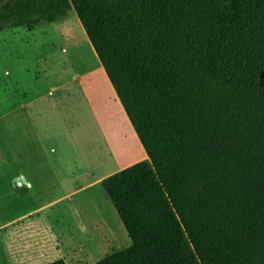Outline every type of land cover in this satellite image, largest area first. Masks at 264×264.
I'll return each instance as SVG.
<instances>
[{"label": "trees", "instance_id": "trees-1", "mask_svg": "<svg viewBox=\"0 0 264 264\" xmlns=\"http://www.w3.org/2000/svg\"><path fill=\"white\" fill-rule=\"evenodd\" d=\"M70 9L147 156L101 181L131 243L94 264H264V0H11L0 31Z\"/></svg>", "mask_w": 264, "mask_h": 264}, {"label": "crops", "instance_id": "crops-1", "mask_svg": "<svg viewBox=\"0 0 264 264\" xmlns=\"http://www.w3.org/2000/svg\"><path fill=\"white\" fill-rule=\"evenodd\" d=\"M82 33L78 37L87 47L94 70L104 71L85 31ZM37 58L46 59L41 55ZM44 67L41 66L39 76L46 72ZM28 72L27 68L22 69L21 75L0 80L5 96L3 99L0 94V103L5 105L4 113L0 114V131L4 126L13 163L20 166L19 172L0 175V182H5L0 203L4 197L8 214L0 222V264H32L45 252L59 248L63 236L54 235V230L63 215L70 216L68 220L74 221L79 231L94 228L99 237L96 244L108 242L110 231L99 230L106 221L110 230L112 221L116 223L119 216L101 181L147 158L145 151L141 154L143 146L107 76V88L114 96H103L112 115L111 121L106 120V127L110 131L114 126L120 128L123 142L117 141L112 133L109 136L98 132L103 126L99 117L93 120L95 129L88 130V135L84 130L79 131L77 136L83 139L80 145L58 103L71 96H55L57 86H40L36 82L38 78L27 82L24 75ZM4 74L8 76L11 72L5 70ZM73 77L76 79L78 75L72 71L70 78ZM100 188L111 204L103 199L104 219L89 225L78 202L87 196L94 199L100 196ZM94 233L85 231V237L92 242L96 239ZM78 242L82 244L83 240L78 238ZM86 253L83 250L82 254Z\"/></svg>", "mask_w": 264, "mask_h": 264}, {"label": "rangeland", "instance_id": "rangeland-1", "mask_svg": "<svg viewBox=\"0 0 264 264\" xmlns=\"http://www.w3.org/2000/svg\"><path fill=\"white\" fill-rule=\"evenodd\" d=\"M9 2L11 0H0L1 4ZM82 32L83 29L73 9H70L66 17L58 23H50L32 30L26 27L5 28L0 31V80L5 81L11 76L21 75L22 69L27 68L29 72L24 75L27 82L38 78L36 82L40 86H57L55 96H71L66 101L58 100V103L78 144L82 145L83 141L77 136L79 131L81 133L84 130L86 134L88 130L91 132L92 127L95 129L93 120L99 117L103 126L98 132L109 136L112 133L117 137V141L123 142L120 128L114 126L110 131L111 128L106 127V120L110 118L111 121L112 115L103 101V99L105 100L103 96L114 95L109 93L104 71L94 70V64H92L87 47L78 37V34H83ZM40 55L46 59H38L37 57ZM41 66H45L46 72L40 73L39 76ZM5 70L10 71L11 74L6 76ZM72 71L78 75V78H70ZM3 93L0 86L1 98L4 99ZM98 96L103 98L100 99ZM4 111L5 105L4 102H1L0 114H3ZM89 121L91 125H89ZM141 152V154L144 153L143 148ZM121 160H119L120 165H122ZM19 171L20 166L13 163L12 153L8 149L3 126L0 131V175ZM2 185L5 187L4 181L0 182V194L5 189ZM99 192L100 196L96 195L95 199L87 196L79 199L78 202L89 225H93L105 217L103 199H108L103 195L101 188ZM1 199L3 203H0V222L5 215H8L5 210L6 199L4 197ZM108 202L111 204L109 200ZM69 218L70 216L63 215L56 224L54 235L62 233L63 236L59 248L45 252L44 256L32 264H46L56 259H63L66 264H94L104 256L123 249L131 243L119 219L116 223L112 221L110 230L106 227L107 221L102 223L103 229L99 231L102 233L110 231L111 233V239H108V242L103 241L102 245L96 244L99 240L94 228L79 231L75 222L71 219L68 220ZM68 228H70V232H68ZM85 231L95 232L96 239L91 242L87 236L85 237ZM78 238L80 241L83 240L82 244H79ZM83 250L87 253L82 254Z\"/></svg>", "mask_w": 264, "mask_h": 264}]
</instances>
